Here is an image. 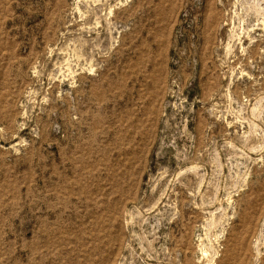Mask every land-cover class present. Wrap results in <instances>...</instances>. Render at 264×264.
I'll use <instances>...</instances> for the list:
<instances>
[{
	"label": "rangeland",
	"instance_id": "obj_1",
	"mask_svg": "<svg viewBox=\"0 0 264 264\" xmlns=\"http://www.w3.org/2000/svg\"><path fill=\"white\" fill-rule=\"evenodd\" d=\"M0 264H264V0H0Z\"/></svg>",
	"mask_w": 264,
	"mask_h": 264
}]
</instances>
